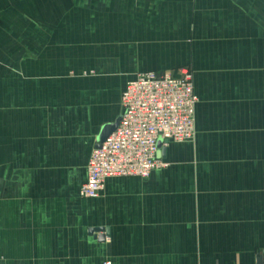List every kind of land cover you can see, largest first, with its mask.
<instances>
[{
	"label": "crops",
	"instance_id": "0c3cea01",
	"mask_svg": "<svg viewBox=\"0 0 264 264\" xmlns=\"http://www.w3.org/2000/svg\"><path fill=\"white\" fill-rule=\"evenodd\" d=\"M184 68L196 139L169 143L148 179L82 198L127 82ZM259 259L264 0H0V264Z\"/></svg>",
	"mask_w": 264,
	"mask_h": 264
},
{
	"label": "built area",
	"instance_id": "2783aa9c",
	"mask_svg": "<svg viewBox=\"0 0 264 264\" xmlns=\"http://www.w3.org/2000/svg\"><path fill=\"white\" fill-rule=\"evenodd\" d=\"M198 102L193 73L186 68L178 76L144 72L128 81L118 127L93 150L81 197L98 199L110 179H148L153 172L166 169L169 164L160 156L162 149L171 142L196 139Z\"/></svg>",
	"mask_w": 264,
	"mask_h": 264
},
{
	"label": "water",
	"instance_id": "95a60500",
	"mask_svg": "<svg viewBox=\"0 0 264 264\" xmlns=\"http://www.w3.org/2000/svg\"><path fill=\"white\" fill-rule=\"evenodd\" d=\"M120 119L113 125H109L107 127H105L100 135V137L97 140V145L96 148H100L101 145L110 137V135L117 129L118 124H119ZM162 145V142L160 141L159 143V147ZM162 153H165V150L162 149ZM91 235L94 234H100L98 239L100 241H104L106 239V237L108 236L109 232L105 231L104 229H94L90 231ZM258 264H263V260L259 259L258 260Z\"/></svg>",
	"mask_w": 264,
	"mask_h": 264
},
{
	"label": "rangeland",
	"instance_id": "374dc122",
	"mask_svg": "<svg viewBox=\"0 0 264 264\" xmlns=\"http://www.w3.org/2000/svg\"><path fill=\"white\" fill-rule=\"evenodd\" d=\"M186 69H188V70H190L191 71V69H189V68H186ZM182 70V69H181ZM181 70L180 71H178V73H177V76L178 75H180V72H181ZM58 95H62V93H59ZM83 185V184H82Z\"/></svg>",
	"mask_w": 264,
	"mask_h": 264
}]
</instances>
